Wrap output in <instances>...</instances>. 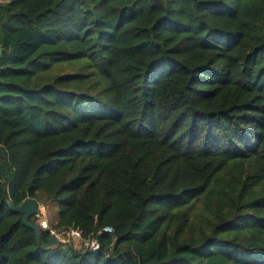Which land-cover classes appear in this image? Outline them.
I'll use <instances>...</instances> for the list:
<instances>
[{
  "label": "trees",
  "instance_id": "1",
  "mask_svg": "<svg viewBox=\"0 0 264 264\" xmlns=\"http://www.w3.org/2000/svg\"><path fill=\"white\" fill-rule=\"evenodd\" d=\"M0 264H264V0H0Z\"/></svg>",
  "mask_w": 264,
  "mask_h": 264
},
{
  "label": "water",
  "instance_id": "2",
  "mask_svg": "<svg viewBox=\"0 0 264 264\" xmlns=\"http://www.w3.org/2000/svg\"><path fill=\"white\" fill-rule=\"evenodd\" d=\"M9 208L16 213L22 215V223L34 231L35 241L40 242L41 229L37 222H32L30 217L35 216L38 210V201L35 198H26L20 204L14 205L8 201ZM60 240L56 235L50 234L45 243H41V248L43 250H53L58 247Z\"/></svg>",
  "mask_w": 264,
  "mask_h": 264
},
{
  "label": "built area",
  "instance_id": "3",
  "mask_svg": "<svg viewBox=\"0 0 264 264\" xmlns=\"http://www.w3.org/2000/svg\"><path fill=\"white\" fill-rule=\"evenodd\" d=\"M43 205L38 203V210L36 215L34 216V218H36V222L39 224L40 229H45L48 230L50 232V234H54L57 236V238H59V235H64L67 234V240L72 239L73 236L80 238V231H78L77 229H68L66 231H56L55 229H53L47 222L45 214H44V210H43ZM39 218V219H37ZM105 230L110 231L111 229L109 227H106ZM60 240V239H59ZM60 242H65L64 240H60ZM85 245L90 248L91 250H96L98 248V243L96 241V239H88L85 240Z\"/></svg>",
  "mask_w": 264,
  "mask_h": 264
},
{
  "label": "rangeland",
  "instance_id": "4",
  "mask_svg": "<svg viewBox=\"0 0 264 264\" xmlns=\"http://www.w3.org/2000/svg\"><path fill=\"white\" fill-rule=\"evenodd\" d=\"M43 210H44V214H45V217H46L48 224L50 226H52V223L54 221V215L56 214V211H57V204H53L49 208L44 206ZM37 219H39V218H37ZM58 239H60L62 241L64 240L66 242L67 241V234L59 235ZM72 239H73L72 243L74 244V246H77L79 244L78 237L73 236Z\"/></svg>",
  "mask_w": 264,
  "mask_h": 264
}]
</instances>
